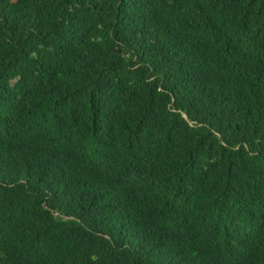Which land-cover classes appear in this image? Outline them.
Returning a JSON list of instances; mask_svg holds the SVG:
<instances>
[{"label": "trees", "instance_id": "trees-1", "mask_svg": "<svg viewBox=\"0 0 264 264\" xmlns=\"http://www.w3.org/2000/svg\"><path fill=\"white\" fill-rule=\"evenodd\" d=\"M0 264H264V0H0Z\"/></svg>", "mask_w": 264, "mask_h": 264}]
</instances>
